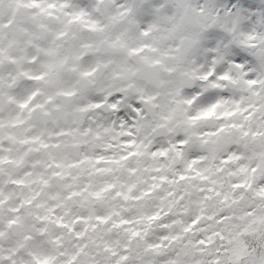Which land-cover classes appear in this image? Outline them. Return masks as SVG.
Here are the masks:
<instances>
[{"label": "clouds", "instance_id": "clouds-1", "mask_svg": "<svg viewBox=\"0 0 264 264\" xmlns=\"http://www.w3.org/2000/svg\"><path fill=\"white\" fill-rule=\"evenodd\" d=\"M0 264H264V0H0Z\"/></svg>", "mask_w": 264, "mask_h": 264}]
</instances>
